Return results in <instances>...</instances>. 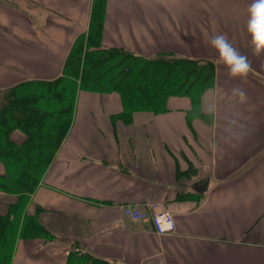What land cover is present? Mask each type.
I'll use <instances>...</instances> for the list:
<instances>
[{
  "label": "crops",
  "instance_id": "0c3cea01",
  "mask_svg": "<svg viewBox=\"0 0 264 264\" xmlns=\"http://www.w3.org/2000/svg\"><path fill=\"white\" fill-rule=\"evenodd\" d=\"M251 2L105 0L104 48L214 63L208 40L223 33L253 71L231 79L214 63V85L193 116L187 96L169 97L162 112L131 113L117 92L79 89L69 129L24 208L39 227L22 235L19 222L8 264H78L70 258L84 254L108 264H264V54L253 55L246 31ZM92 3L0 0V95L60 77L88 32ZM236 86L243 104L231 95ZM15 198L0 191V216ZM149 203L172 212L173 233L122 214Z\"/></svg>",
  "mask_w": 264,
  "mask_h": 264
},
{
  "label": "trees",
  "instance_id": "16d2710c",
  "mask_svg": "<svg viewBox=\"0 0 264 264\" xmlns=\"http://www.w3.org/2000/svg\"><path fill=\"white\" fill-rule=\"evenodd\" d=\"M105 0H93L87 34L78 36L64 64L63 74L53 80H27L0 95V191L16 196L5 216H0V264H8L21 221L20 234L39 227L24 208L61 143L72 121L79 89L117 92L124 112H162L171 96H187L198 112L203 92L214 85V63L159 54L134 55L100 45ZM24 135L21 142L11 138ZM12 207V208H11ZM36 224H35V223ZM32 229V231H29ZM42 236L49 238L44 228ZM78 264H108L90 254L75 256Z\"/></svg>",
  "mask_w": 264,
  "mask_h": 264
},
{
  "label": "clouds",
  "instance_id": "9594fccd",
  "mask_svg": "<svg viewBox=\"0 0 264 264\" xmlns=\"http://www.w3.org/2000/svg\"><path fill=\"white\" fill-rule=\"evenodd\" d=\"M247 15L246 31L250 37L251 50L254 56L260 57L264 54V0H252L247 8ZM208 45L217 53L214 63L223 65L227 69L229 78L246 80L250 72L253 71L249 58L233 46L226 34L212 35L208 40ZM231 95L240 104L247 100L246 92L239 86L231 89ZM217 112L218 105L213 99L210 101V114L215 116ZM230 123L231 121H229ZM157 223L159 224V220ZM174 227L175 221L169 217L161 230L167 231Z\"/></svg>",
  "mask_w": 264,
  "mask_h": 264
},
{
  "label": "built area",
  "instance_id": "2783aa9c",
  "mask_svg": "<svg viewBox=\"0 0 264 264\" xmlns=\"http://www.w3.org/2000/svg\"><path fill=\"white\" fill-rule=\"evenodd\" d=\"M122 214L129 217L133 221H142L146 223L157 234H170L176 229V224L173 229L162 231L164 224L167 223L168 218L174 220L173 214L170 210L163 208L158 203H149L143 207L124 206L121 208ZM159 220V224L157 221Z\"/></svg>",
  "mask_w": 264,
  "mask_h": 264
}]
</instances>
